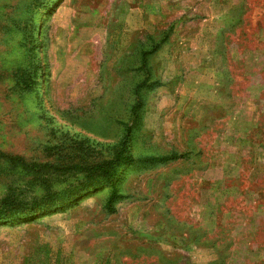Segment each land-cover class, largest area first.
I'll list each match as a JSON object with an SVG mask.
<instances>
[{"label": "rangeland", "instance_id": "obj_1", "mask_svg": "<svg viewBox=\"0 0 264 264\" xmlns=\"http://www.w3.org/2000/svg\"><path fill=\"white\" fill-rule=\"evenodd\" d=\"M123 142L115 185L3 156L68 167ZM9 194L31 205L0 220V264H264V0H0Z\"/></svg>", "mask_w": 264, "mask_h": 264}, {"label": "trees", "instance_id": "obj_2", "mask_svg": "<svg viewBox=\"0 0 264 264\" xmlns=\"http://www.w3.org/2000/svg\"><path fill=\"white\" fill-rule=\"evenodd\" d=\"M160 46V44L152 45L151 49L147 51L146 54H149ZM39 70V69H38ZM148 79H144L141 84L137 85L138 88H140L143 84L146 83ZM135 97L137 101L140 103V92L139 90H136L135 92ZM139 105V104H138ZM138 105H135L133 109H136ZM133 116L135 120L137 119V116H139L138 111H134ZM126 142H123V144H120V147L116 151L114 157L110 159L109 161L106 160L104 162H99V163H93V164H84V165H68V167H58L49 163H30L27 162L23 157L21 156H13L9 154L3 153V156L7 157L10 161L18 164L22 169H33V170H40L42 168L45 169H52L53 171L56 172H65V171H70V170H75V171H86L87 174L90 175L91 178L95 175L97 178H99L101 181H109L111 185H115V178L117 176L118 168L121 165L126 164L127 162H132L134 161V158L131 156V152L129 150L128 145H126ZM189 156L188 153H182L179 154L177 152L175 153H170L167 155H159V156H150L142 159V162L144 164H158V163H165L167 161H172V160H179V159H187ZM98 182H93V184H96ZM47 192H52V191H47ZM46 192V194H48ZM54 194H58L56 192H53ZM44 195L42 196L41 199H38V204L42 202L41 200H50L53 198L54 195ZM69 197H74L76 195L73 193ZM116 199V190L113 187L111 194L107 200L106 203V208L110 210L111 212H116V208L113 206V202ZM31 205V202L25 201V199L20 198L16 194H9L0 199V220H6L7 218H10L13 215L16 214H22L23 212L27 211V208ZM37 207H31L32 213H34V209H37Z\"/></svg>", "mask_w": 264, "mask_h": 264}, {"label": "bare ground", "instance_id": "obj_3", "mask_svg": "<svg viewBox=\"0 0 264 264\" xmlns=\"http://www.w3.org/2000/svg\"><path fill=\"white\" fill-rule=\"evenodd\" d=\"M53 3V2H52ZM47 11V10H46Z\"/></svg>", "mask_w": 264, "mask_h": 264}]
</instances>
